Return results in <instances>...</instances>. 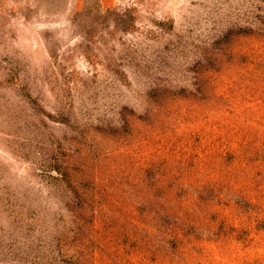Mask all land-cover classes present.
<instances>
[{
    "label": "rangeland",
    "instance_id": "rangeland-1",
    "mask_svg": "<svg viewBox=\"0 0 264 264\" xmlns=\"http://www.w3.org/2000/svg\"><path fill=\"white\" fill-rule=\"evenodd\" d=\"M0 264H264V0H0Z\"/></svg>",
    "mask_w": 264,
    "mask_h": 264
}]
</instances>
